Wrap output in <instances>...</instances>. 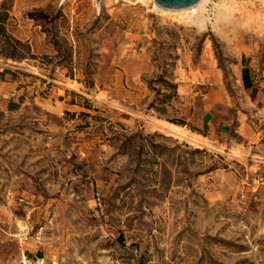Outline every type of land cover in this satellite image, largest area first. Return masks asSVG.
Here are the masks:
<instances>
[{
  "label": "rangeland",
  "instance_id": "obj_1",
  "mask_svg": "<svg viewBox=\"0 0 264 264\" xmlns=\"http://www.w3.org/2000/svg\"><path fill=\"white\" fill-rule=\"evenodd\" d=\"M152 8L0 0V264H264V19Z\"/></svg>",
  "mask_w": 264,
  "mask_h": 264
},
{
  "label": "bare ground",
  "instance_id": "obj_2",
  "mask_svg": "<svg viewBox=\"0 0 264 264\" xmlns=\"http://www.w3.org/2000/svg\"><path fill=\"white\" fill-rule=\"evenodd\" d=\"M105 2H117L118 0H96ZM130 4L145 5L146 0H122ZM254 0H197L195 3L180 8L164 7L152 0V11L157 15L173 21H179L187 27L198 30H205L209 24L211 30L219 32L224 27L235 25H255L260 26L264 19V0H258L263 13L253 5ZM212 3V12H209L207 5ZM72 87V86H70ZM153 124L157 130L164 134L176 138H187L191 145L201 148L208 146L204 136L197 132L189 131L185 126L168 121L163 118H154ZM234 156L237 153L233 152ZM21 264H31L24 254L21 256ZM37 264H44L43 259H38Z\"/></svg>",
  "mask_w": 264,
  "mask_h": 264
},
{
  "label": "water",
  "instance_id": "obj_3",
  "mask_svg": "<svg viewBox=\"0 0 264 264\" xmlns=\"http://www.w3.org/2000/svg\"><path fill=\"white\" fill-rule=\"evenodd\" d=\"M196 1L197 0H155V2L161 6L174 9L189 6Z\"/></svg>",
  "mask_w": 264,
  "mask_h": 264
},
{
  "label": "built area",
  "instance_id": "obj_4",
  "mask_svg": "<svg viewBox=\"0 0 264 264\" xmlns=\"http://www.w3.org/2000/svg\"><path fill=\"white\" fill-rule=\"evenodd\" d=\"M257 195V185H251L248 189H239V198L243 201L245 200H255Z\"/></svg>",
  "mask_w": 264,
  "mask_h": 264
},
{
  "label": "trees",
  "instance_id": "obj_5",
  "mask_svg": "<svg viewBox=\"0 0 264 264\" xmlns=\"http://www.w3.org/2000/svg\"><path fill=\"white\" fill-rule=\"evenodd\" d=\"M2 22H4V21H3V18H2V16H1V13H0V23H2ZM168 121H171V122H174V123H177V124L183 125V126L185 125V122L182 121V120H180V119H170V120H168ZM196 131H197L198 133L202 134L200 130L196 129Z\"/></svg>",
  "mask_w": 264,
  "mask_h": 264
},
{
  "label": "crops",
  "instance_id": "obj_6",
  "mask_svg": "<svg viewBox=\"0 0 264 264\" xmlns=\"http://www.w3.org/2000/svg\"><path fill=\"white\" fill-rule=\"evenodd\" d=\"M242 82H243V84L245 85H249V84H251V78H249V77H244L243 79H242ZM200 134V133H199Z\"/></svg>",
  "mask_w": 264,
  "mask_h": 264
}]
</instances>
